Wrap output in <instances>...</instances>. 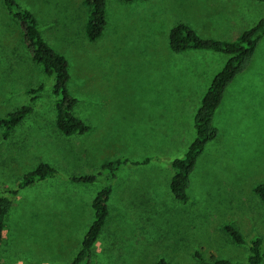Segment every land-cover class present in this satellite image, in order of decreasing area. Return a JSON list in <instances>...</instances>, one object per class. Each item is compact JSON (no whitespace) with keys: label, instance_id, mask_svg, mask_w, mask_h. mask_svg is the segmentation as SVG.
Returning a JSON list of instances; mask_svg holds the SVG:
<instances>
[{"label":"rangeland","instance_id":"1","mask_svg":"<svg viewBox=\"0 0 264 264\" xmlns=\"http://www.w3.org/2000/svg\"><path fill=\"white\" fill-rule=\"evenodd\" d=\"M2 1L0 116H5L26 103L29 88L42 82L52 88V82L31 61L19 25ZM20 1L37 14L48 42L68 59L69 90L78 99L75 113L90 130L84 135L61 134L51 90L46 88L31 121L8 139L0 131V193L16 186L40 162L61 172L15 197L0 245V264H70L92 223L93 198L108 182L102 176L92 183H76L71 176L98 174L103 162L122 156L152 157L153 163L119 170L91 264H154L159 256L193 264L196 250L206 259L212 254L246 259L247 246L224 237L221 225L234 223L247 239L254 232L264 236V209L254 193L264 182V38L217 109L220 136L200 165L198 161L196 180L189 186L194 195L202 189L215 191L229 202L195 220L189 236L196 234L182 252L175 244L188 226L177 223L173 213L190 216L189 210L170 206L167 216L168 205L153 207L148 196L154 188L166 199L163 189L174 173L170 160L194 139L195 112L228 60L227 54L211 50L174 53L169 44L172 27L184 21L206 37L235 39L264 15V3L108 0L104 33L89 41L82 29L88 14L83 0Z\"/></svg>","mask_w":264,"mask_h":264},{"label":"trees","instance_id":"2","mask_svg":"<svg viewBox=\"0 0 264 264\" xmlns=\"http://www.w3.org/2000/svg\"><path fill=\"white\" fill-rule=\"evenodd\" d=\"M120 1L134 2L137 0ZM255 1L264 3V0ZM2 2L10 17L19 25L23 43L31 61L52 82V88H47L48 85L44 82L36 87L29 88L27 90L29 98L26 103L7 115L0 116L2 136L4 139L10 138L13 132L24 126L26 122L31 121V117L42 102L46 88L51 90L55 111V125L59 132L64 136L86 134L90 130V125L75 113L78 99L69 90L71 75L68 59L48 42L40 20L30 6L20 0H3ZM83 3L88 8V14L82 28L83 34L89 41H96L101 38L107 25L108 0H83ZM263 38L264 15L235 39L206 37L184 21L176 23L170 31V48L176 54H182L189 50H211L228 55L227 62L215 74L211 85L195 112L193 124L195 130L194 139L186 151L182 152L183 154H177L170 160L174 173L169 182L165 184V189H163V192L167 193L166 199L163 198V193H157L154 188H149V205L153 207L161 203L168 205L167 216L170 212V206L178 207L185 211L189 210L188 213L191 217H182L183 214H178V212L173 213V218L176 219L177 223L183 221V224L188 226L184 227L182 237L176 240L175 244L180 247L182 252L189 246L196 234L195 232L189 236V227L195 226V220L206 213L207 210L226 206V202H229L228 199L221 198L223 196H220V194H215V191H212L213 194H208L207 191L202 189L199 195H194L193 188L190 190L189 186L191 185V180L192 185L196 180V172L204 157L203 154L210 145L212 146L218 141L217 139L220 136V128L215 122L216 111L226 98L230 85L251 65ZM198 161H200L199 165ZM152 163V157H146L143 160H132L129 157L122 156L103 162L98 174L71 176V180L76 183H92L102 176H105L108 182L93 198L94 217L92 223L82 239L79 251L70 264H91L94 260V247L102 237L109 218V201L113 192V183L118 176L119 170L130 164L135 167H147ZM60 175L61 172L54 165L43 161L22 175L16 186L4 187L2 184L4 188L2 193H0V245L3 240L7 217L12 210L15 197L20 191L25 187L48 179H54ZM254 193L258 196L261 207L264 209V182L254 187ZM162 219H164V216ZM221 230L224 233V237H228L235 244L247 246L248 256L246 259L235 261L215 254L206 259L200 251L196 250V256H193L195 260L193 264H264V236L261 233L254 232L247 239L243 232L231 222H224L221 225ZM226 238L223 240L224 243L227 241ZM200 241L198 234L197 244ZM154 264L175 263L167 256H159Z\"/></svg>","mask_w":264,"mask_h":264}]
</instances>
